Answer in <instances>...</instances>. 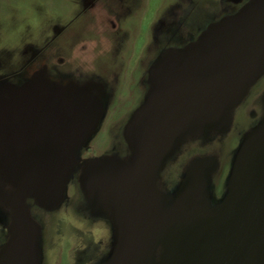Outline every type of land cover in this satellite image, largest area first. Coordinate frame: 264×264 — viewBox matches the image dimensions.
I'll list each match as a JSON object with an SVG mask.
<instances>
[{"label":"water","instance_id":"1","mask_svg":"<svg viewBox=\"0 0 264 264\" xmlns=\"http://www.w3.org/2000/svg\"><path fill=\"white\" fill-rule=\"evenodd\" d=\"M263 76L264 0H248L160 54L124 126L125 155L83 164L77 156L103 118L95 84L0 86V217L11 219L0 264L42 263L31 207L58 209L78 168L88 212L111 226L100 264H264V114L244 133L219 202L216 155L191 158L176 188L164 186L184 149L229 134Z\"/></svg>","mask_w":264,"mask_h":264},{"label":"rangeland","instance_id":"2","mask_svg":"<svg viewBox=\"0 0 264 264\" xmlns=\"http://www.w3.org/2000/svg\"><path fill=\"white\" fill-rule=\"evenodd\" d=\"M124 1L126 3H138L141 6L136 7L138 16L135 15L133 18L136 22L135 28L127 32L126 35L129 42L133 43L136 38L141 37L142 46L138 44L129 47V50L136 51L137 59L142 57L141 68L136 74V77H141V81L146 79V66L156 55L152 53L151 56H147L143 52L144 45H148V37L150 36L148 27L151 23L155 22V27H160L161 21L173 22L174 24L171 27L175 29L174 32L179 26V33L174 34L179 36L178 38L182 41L184 37L186 38V31L194 30L193 34L197 35L211 23L235 13L228 12L232 10L233 6L228 3V0ZM247 1L244 0L242 4ZM75 2L77 0H0V69L2 67L7 73L20 69L25 61V53L30 50V47L48 41V34L52 31L55 22L66 24L72 20V27L67 37L76 38L80 34L79 27L85 19L84 17L71 19L77 11ZM94 26L98 28V31H104L103 35L110 34L105 24L100 26L94 24ZM86 36L88 35L84 37L88 38ZM99 37L102 38L101 35ZM44 38L46 39L44 40ZM84 40L90 45V49H93L95 40ZM67 41L70 42V39H67ZM173 45L181 47V43ZM91 52H88V54H91ZM79 56H77L80 60L78 66L81 65L80 67L84 68L99 66L98 63L100 62H95L94 57L85 63V60H83L85 54L81 53ZM12 58L14 59L11 60ZM102 59H105L106 64L113 62L115 57L109 53V55H104ZM132 73L131 69L128 75L126 74L127 83L120 84L121 88L119 87L117 91V100L111 102L108 106L107 114L99 121L98 129L78 154L77 161L97 159L104 156L120 158L125 155L126 142L122 130L132 112L137 109L141 100L143 101L142 95H145V88H147V84L145 83L144 86L143 81L142 83H129ZM104 74V77L108 75L106 72ZM103 84L106 83L101 85ZM109 86L114 87V84L109 83ZM243 135V133H240L237 139L231 138L223 144L214 140L205 146L192 145L199 148L186 149L180 160L169 167L164 177V186L169 190L176 188L180 182L183 168L191 158L201 155H216L220 167L213 179L212 194L213 203L219 202L224 194L231 164ZM79 175L80 168L73 173L66 187L63 202L52 214L47 217L40 214L37 218L32 213L35 221L42 226L43 259L41 264H100L110 252L112 231L109 228V222L103 218L102 221L88 212L86 200L79 184ZM29 203L32 205L33 201L30 200ZM33 207L38 208L32 206L31 211ZM53 219H56L54 224L51 223ZM9 223V219L6 221L5 217H0V233L3 231L5 236L8 233ZM6 242L7 237L0 239L1 246Z\"/></svg>","mask_w":264,"mask_h":264},{"label":"flooded vegetation","instance_id":"3","mask_svg":"<svg viewBox=\"0 0 264 264\" xmlns=\"http://www.w3.org/2000/svg\"><path fill=\"white\" fill-rule=\"evenodd\" d=\"M243 1L244 0H228V3L233 5L232 10L228 12L238 11L243 5ZM75 6H77V11L71 19H78L79 17H84L85 19L84 23L79 27L80 34L76 38L67 37L72 27V20L66 24L53 23L52 31L48 34V41L38 43V46L36 45L37 47L32 45L30 50L28 52L26 51L25 61L20 69L12 73H7L6 70L1 67L0 86H23L27 83H41L42 79L46 80L48 83H54L63 87H71L74 84L82 86L95 84V86L92 87V92L102 104L104 117L107 114L108 106L118 98L117 91L120 84L127 83L126 77L131 69L133 73L132 76H130L129 83H142L143 81L145 86L148 79V70L156 60L155 58L168 49L181 48L194 42L204 30H201L197 35L193 34L194 30H188L186 31V38L184 37L181 41V39L178 38L179 36L174 34L179 33V26L176 32H174L175 29L171 27L174 24L173 22H160L159 20L161 24L160 27H155V22L151 23L153 25L150 24L148 27V33L150 35L148 37V45H144L143 52L147 56H151L152 53L156 55L146 66V79L141 81V77H136V74L141 68L142 57L137 59V54H135L136 51L134 52L132 49L129 50L131 45L135 46L139 44V46H142L141 37L139 39L136 38L134 43L129 42V39L126 38L127 32L135 28L136 22H134L133 18L137 15L136 7H141L140 4L134 2L126 3L124 0H77ZM94 24H96V26L105 24L110 34L107 35V33L103 35L104 31H98V28L95 27ZM154 30L156 31L155 33ZM85 35H88L86 36L88 38H85ZM90 35L91 37L89 38ZM100 35L102 38L99 37ZM45 39L46 38H44V40ZM67 39H70V42H68ZM84 39L95 40L92 47L93 49H90V45ZM175 43H181V47L174 46L173 44ZM88 52H91V54H88ZM81 53L85 54V59L83 58L85 63L94 57L95 62H100L98 63L99 66L87 68L80 67L81 65L78 66L80 60H78L77 56ZM109 53L113 54L115 59L113 62L105 64L106 61L102 58L104 55H109ZM13 59L14 58L11 60ZM104 72L108 73L106 77H104ZM102 83L106 84L101 85ZM109 83H113L114 87L109 86ZM146 89L147 88H145V92ZM143 95L142 99L144 98ZM141 103L142 100L140 104ZM263 114L264 76L252 87L248 96L235 111L233 126L229 134L216 141L223 144L231 140V138L237 139L240 133L244 134L256 126ZM192 148L199 147L190 146L186 149ZM186 149L183 150L177 161L180 160ZM81 162L83 163L82 159ZM32 213L34 217L39 218L40 214L47 217L52 214L53 211H45L33 207ZM99 219L102 220V218ZM9 220L11 221V219ZM55 221L56 219H53L51 223L54 224ZM109 228H111L110 224ZM9 235V230L6 236L2 231V233H0V239L9 237Z\"/></svg>","mask_w":264,"mask_h":264}]
</instances>
